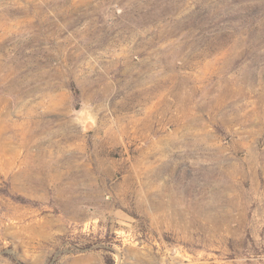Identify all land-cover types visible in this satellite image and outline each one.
Listing matches in <instances>:
<instances>
[{
  "label": "rangeland",
  "instance_id": "rangeland-1",
  "mask_svg": "<svg viewBox=\"0 0 264 264\" xmlns=\"http://www.w3.org/2000/svg\"><path fill=\"white\" fill-rule=\"evenodd\" d=\"M0 264H264V0H0Z\"/></svg>",
  "mask_w": 264,
  "mask_h": 264
},
{
  "label": "water",
  "instance_id": "water-1",
  "mask_svg": "<svg viewBox=\"0 0 264 264\" xmlns=\"http://www.w3.org/2000/svg\"><path fill=\"white\" fill-rule=\"evenodd\" d=\"M96 125V124H95ZM81 126L83 127V126H87L88 128H94L95 126H94V124L93 123H91V122H86L83 118H82V116H81ZM94 126V127H93ZM92 129H90V130H92Z\"/></svg>",
  "mask_w": 264,
  "mask_h": 264
},
{
  "label": "trees",
  "instance_id": "trees-1",
  "mask_svg": "<svg viewBox=\"0 0 264 264\" xmlns=\"http://www.w3.org/2000/svg\"><path fill=\"white\" fill-rule=\"evenodd\" d=\"M76 93L78 94V92L76 91Z\"/></svg>",
  "mask_w": 264,
  "mask_h": 264
}]
</instances>
